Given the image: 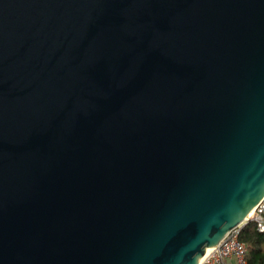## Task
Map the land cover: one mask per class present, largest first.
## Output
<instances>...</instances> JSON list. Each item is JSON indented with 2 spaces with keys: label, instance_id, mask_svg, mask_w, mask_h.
Wrapping results in <instances>:
<instances>
[{
  "label": "water",
  "instance_id": "water-1",
  "mask_svg": "<svg viewBox=\"0 0 264 264\" xmlns=\"http://www.w3.org/2000/svg\"><path fill=\"white\" fill-rule=\"evenodd\" d=\"M264 196V0H0V264H199Z\"/></svg>",
  "mask_w": 264,
  "mask_h": 264
},
{
  "label": "built area",
  "instance_id": "built-area-1",
  "mask_svg": "<svg viewBox=\"0 0 264 264\" xmlns=\"http://www.w3.org/2000/svg\"><path fill=\"white\" fill-rule=\"evenodd\" d=\"M252 222L257 232L264 236V196L251 209L248 218L242 221L219 245L210 249L199 264H246V246L238 239L241 226Z\"/></svg>",
  "mask_w": 264,
  "mask_h": 264
},
{
  "label": "trees",
  "instance_id": "trees-1",
  "mask_svg": "<svg viewBox=\"0 0 264 264\" xmlns=\"http://www.w3.org/2000/svg\"><path fill=\"white\" fill-rule=\"evenodd\" d=\"M238 239L246 246V264H264V236L255 230L252 222L241 226Z\"/></svg>",
  "mask_w": 264,
  "mask_h": 264
},
{
  "label": "bare ground",
  "instance_id": "bare-ground-1",
  "mask_svg": "<svg viewBox=\"0 0 264 264\" xmlns=\"http://www.w3.org/2000/svg\"><path fill=\"white\" fill-rule=\"evenodd\" d=\"M207 252H208V251H207ZM207 252H206V253H207ZM206 253H204L203 256H204ZM203 256L200 258V260L203 258ZM200 260H199V261H200Z\"/></svg>",
  "mask_w": 264,
  "mask_h": 264
}]
</instances>
